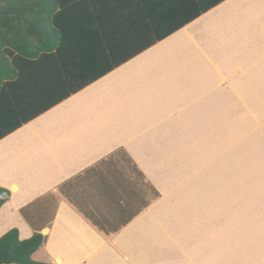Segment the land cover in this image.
Instances as JSON below:
<instances>
[{
	"label": "crops",
	"instance_id": "1",
	"mask_svg": "<svg viewBox=\"0 0 264 264\" xmlns=\"http://www.w3.org/2000/svg\"><path fill=\"white\" fill-rule=\"evenodd\" d=\"M31 6V26L15 39L24 35L33 45L0 48V92L20 81L43 109L0 115V123L16 127L0 140V187L11 192L0 209V238L13 229L21 241L34 235L21 212L28 209L53 215L32 257L39 263L264 264L258 241L264 229L255 237L256 230L241 227L245 235L225 239L217 261L215 240H200L194 225L166 222L168 188L146 169L156 166L151 138L163 134L137 127L145 115L198 113L196 105L227 89L228 73L252 70V57L264 56V0H32ZM120 149L161 197L107 235L80 209L116 226L138 205L129 197L135 178ZM64 185L79 207L62 193Z\"/></svg>",
	"mask_w": 264,
	"mask_h": 264
},
{
	"label": "rangeland",
	"instance_id": "2",
	"mask_svg": "<svg viewBox=\"0 0 264 264\" xmlns=\"http://www.w3.org/2000/svg\"><path fill=\"white\" fill-rule=\"evenodd\" d=\"M252 59V70L228 73L227 89L196 105L198 113L145 115L137 126L163 134L151 138L156 166L146 169L168 188L166 222L194 225L200 240H215L217 261L225 239L245 235L241 227L255 237L264 229V56Z\"/></svg>",
	"mask_w": 264,
	"mask_h": 264
},
{
	"label": "trees",
	"instance_id": "3",
	"mask_svg": "<svg viewBox=\"0 0 264 264\" xmlns=\"http://www.w3.org/2000/svg\"><path fill=\"white\" fill-rule=\"evenodd\" d=\"M31 1L32 0H0V48L11 47L15 49L16 47H31L33 45L32 39L29 37L26 38L24 35H22V37L19 39H15V33H17V31L21 35L23 34L22 31L30 28L31 26L30 17L34 11L33 7L31 6ZM1 29L3 34H1ZM39 47H42V45H39ZM7 77V75H4L3 79L6 80ZM19 83L20 81L13 84L11 87H2L0 92V115H31L32 113L35 115L40 114L42 112L41 110L43 109V105L33 101L31 87H18ZM86 84L87 82L78 84V86L72 89L71 92L74 93L77 90L84 88ZM27 85L29 84L27 83ZM24 99L26 100L24 101ZM52 105L54 104H48L46 106L51 107ZM8 124V121L5 124H2V122L0 123V140L8 133L15 130L16 127H7ZM116 154L119 157L123 156L120 159L125 160L129 165L131 164V169L130 167L128 168L130 171H134L135 175H137L134 181L130 180L129 197L138 201V205H135L134 210L127 216V219L123 224L116 226L113 225L114 227L110 222L97 219V217H94L82 207L80 209L95 226H97L107 235L117 232L122 226L127 225L144 209L149 207L152 202L161 197L159 191L152 184L146 181L143 172L139 170L137 165L133 163L132 159L129 158L128 154L123 149L117 151ZM124 181L127 182V180ZM60 189L62 193L75 204V206L79 207L72 196L66 191V185L61 186ZM110 197L112 196L110 195ZM10 198L11 192L0 187V209L10 200ZM21 212L35 230V233L30 239L25 241H21L19 239V232L17 229H13L3 235L0 238V264H45L34 261L32 257L39 250V248L45 244L47 236H44L41 231L52 222L53 215L50 218L49 215H46V213L43 215V211L36 212L41 213L40 215H38L39 213L36 214L35 212L33 214V212L31 210L29 212L28 209H22ZM47 218L49 221L46 220Z\"/></svg>",
	"mask_w": 264,
	"mask_h": 264
}]
</instances>
